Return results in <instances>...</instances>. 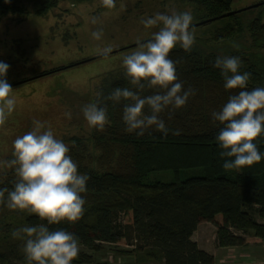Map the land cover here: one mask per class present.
I'll use <instances>...</instances> for the list:
<instances>
[{"label": "trees", "instance_id": "trees-1", "mask_svg": "<svg viewBox=\"0 0 264 264\" xmlns=\"http://www.w3.org/2000/svg\"><path fill=\"white\" fill-rule=\"evenodd\" d=\"M25 1L0 0V21L5 15L23 18L27 14ZM88 1L41 0L36 12L42 15L61 3ZM174 1L189 4L204 21L233 11L235 0ZM211 23H220L211 31V40L239 45V49L232 47L224 56L239 57L240 72L251 73L247 90L264 87V4ZM209 48L196 43L191 52L175 48L169 55L176 62L184 90H195L186 106L173 111L170 118L167 111L162 114L169 129L181 130L179 135L170 131L165 136L154 129L143 136L128 133L122 120L124 102L106 101L110 123L105 131L91 128L87 137L68 140L78 171L89 176L87 192L82 194L85 214L75 224L64 221L49 225L50 230L73 233L80 247L93 253L100 252L104 244L127 243L132 247L128 254L137 264H214V258L191 239L201 222L215 226L219 248L244 247L251 237L264 241V224L250 214L254 208L264 221V159L239 170L223 168L228 158L221 157L216 139L223 125L213 119L212 113L220 111L240 90L225 89L221 70L214 66L216 58L223 56ZM100 82L93 102L117 87L132 88L126 75L108 74ZM255 143L264 154V136ZM187 169H200L203 176L179 180L180 171ZM162 171H171L174 180L146 182L151 173ZM17 180L15 170L7 167L0 178V189L12 190ZM9 220H0V264H27L24 241L14 239L11 233L47 222L29 213L21 215L18 225ZM92 262L90 255L80 251L72 264Z\"/></svg>", "mask_w": 264, "mask_h": 264}, {"label": "clouds", "instance_id": "clouds-1", "mask_svg": "<svg viewBox=\"0 0 264 264\" xmlns=\"http://www.w3.org/2000/svg\"><path fill=\"white\" fill-rule=\"evenodd\" d=\"M108 10L116 8V0H101ZM97 24V18L91 19ZM145 29H157L151 38L137 40V47L123 56L122 64L132 88H115L110 94L82 108L83 116L91 128L104 132L110 123L106 101L124 102L122 120L125 131L143 136L154 129L167 136L171 131L162 118L186 106L195 90H184L180 82L176 62L169 58L177 46L191 52L196 42V28L191 11L171 14L156 13L141 21ZM92 38L101 40L102 30L93 31ZM239 49V45L233 43ZM97 54L105 59L113 52L111 45L98 47ZM214 66L221 70L227 90H240L231 95L220 111L212 113L223 127L216 137L228 158L223 164L226 171L250 167L264 159L255 141L264 136V87L247 90L251 73L240 72L242 61L236 56L217 57ZM9 65L0 62V129H6L9 116L15 111L17 100L12 86L6 80ZM135 89V90H133ZM146 90H152L145 95ZM103 105V106H102ZM64 115L71 119V112ZM34 128L13 142L14 157L5 161L18 177L14 188L0 189V206L35 214L41 221L37 225L14 230V239L23 240V253L27 264H72L80 252V241L64 229L50 230L49 225L67 221L75 224L85 214L89 176L78 171L67 144L58 139L52 129L34 121ZM234 158V159H231ZM5 193L7 197L5 198Z\"/></svg>", "mask_w": 264, "mask_h": 264}, {"label": "rangeland", "instance_id": "rangeland-1", "mask_svg": "<svg viewBox=\"0 0 264 264\" xmlns=\"http://www.w3.org/2000/svg\"><path fill=\"white\" fill-rule=\"evenodd\" d=\"M40 1H25L27 14L23 18L5 15L0 21V62L9 65L5 78L17 100L6 129H0V178L7 171L4 162L12 156L14 140L33 130L34 121L44 123V130L50 127L54 135L67 145L72 137L89 135L91 127L82 108L93 102L100 79L108 74L126 75L123 56L135 50L138 39L146 41L157 30L145 29L142 20L156 13L171 14L175 10L191 11L194 25L203 21L189 4L174 0H116L114 10L104 8L98 0L61 3L42 15L36 12ZM262 2L264 0H235L231 9L236 11ZM93 17L97 18V24L91 23ZM218 27L220 23L196 26L195 45H208V51L224 56L233 44L210 39L211 31ZM97 30L103 32L99 41L91 35ZM108 45L113 47V52L105 59L97 54L96 49ZM57 69L60 71L41 76ZM65 112H71V119L64 115ZM178 176L183 181L202 177L203 172L187 169L180 171ZM173 180L171 171H162L151 173L146 182L168 183ZM23 213L28 214L0 206V220H15L13 223L18 225ZM250 214L258 223L264 224L254 208ZM215 232L213 224L201 222L191 238L200 250L214 258V264L246 263L243 259L248 260L246 264H264V241L251 237L246 246L227 252L216 245ZM130 250L132 247L127 243L104 244L98 253L80 247V251L92 257L90 264H137L135 257L128 254Z\"/></svg>", "mask_w": 264, "mask_h": 264}, {"label": "water", "instance_id": "water-1", "mask_svg": "<svg viewBox=\"0 0 264 264\" xmlns=\"http://www.w3.org/2000/svg\"><path fill=\"white\" fill-rule=\"evenodd\" d=\"M262 4H264V2L259 3V4H255V5H253V6H250V7L244 8V9H240V10H236V11H231V12H229V13H226V14L221 15V16L218 17V18H215V19H207V20H204V21H202V22H199V23L195 24L194 26L196 27V26H200V25H205V24H207V23H211V22H213L214 20L223 19V18H225V17H228V16H231V15H234V14H236V13L246 11V10H248V9H250V8H256V7H258V6L262 5ZM15 85H16V84H15Z\"/></svg>", "mask_w": 264, "mask_h": 264}, {"label": "crops", "instance_id": "crops-1", "mask_svg": "<svg viewBox=\"0 0 264 264\" xmlns=\"http://www.w3.org/2000/svg\"><path fill=\"white\" fill-rule=\"evenodd\" d=\"M193 236V235H192ZM192 238V237H191ZM193 240V239H192ZM193 242H195L194 240H193ZM195 243H197V242H195ZM264 243V242H263ZM199 246V245H198ZM263 246H264V244H263ZM239 248H242V247H234V248H220L221 250H227V252H231V250H236V249H239ZM243 262H246V263H249L248 262V260L247 259H243L242 260ZM246 263H243V264H246Z\"/></svg>", "mask_w": 264, "mask_h": 264}]
</instances>
